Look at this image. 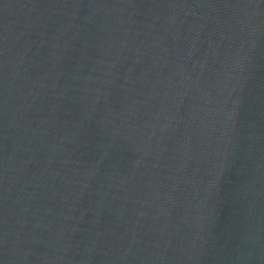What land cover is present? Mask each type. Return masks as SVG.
I'll return each instance as SVG.
<instances>
[{
  "label": "water",
  "instance_id": "95a60500",
  "mask_svg": "<svg viewBox=\"0 0 264 264\" xmlns=\"http://www.w3.org/2000/svg\"><path fill=\"white\" fill-rule=\"evenodd\" d=\"M0 264H264V0H0Z\"/></svg>",
  "mask_w": 264,
  "mask_h": 264
}]
</instances>
